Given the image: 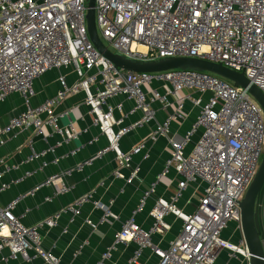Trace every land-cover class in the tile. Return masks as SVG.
Returning a JSON list of instances; mask_svg holds the SVG:
<instances>
[{"label":"built area","instance_id":"1","mask_svg":"<svg viewBox=\"0 0 264 264\" xmlns=\"http://www.w3.org/2000/svg\"><path fill=\"white\" fill-rule=\"evenodd\" d=\"M94 7L98 35L112 52L140 60L191 56L220 62L242 71L264 94V0H95ZM86 8L87 0H0V102L18 92L25 104L22 111L0 125V142L6 134L21 130L31 131L27 144L32 149L34 137L46 139L60 134L63 141H69L79 136L81 132L71 119L64 125L60 122L70 108L60 112L55 108L67 95L83 91L92 122L107 140L97 156L114 151L119 167L130 171L124 178L115 170V177L131 182L139 169L132 163V156L143 151L146 157L148 140L154 141L158 135L166 137L170 149L162 173L173 168L178 177L177 189L169 199H155L150 210V229L141 228L130 217L115 233L114 245L121 241L138 245L124 264H135L140 249L146 246L158 256L156 264H215L221 249L248 260L239 202L264 152L262 107L245 88L207 71L176 68L133 72L116 68L89 39ZM61 67H71L76 80L68 85L65 77L59 75L56 94L33 105L34 80L49 69ZM118 95L133 102L130 112L139 110V120L123 124L126 114L122 102H109ZM186 101L196 110L195 118L183 133L172 132L168 127L172 120L186 119ZM153 102L170 107L166 118L145 140L121 151L119 139L123 135L154 119ZM115 110L120 116H114ZM42 153L33 150L28 159L40 160ZM0 165L1 178L9 164L0 159ZM41 165L46 162L41 161ZM196 179L204 182L203 192L191 212L183 211L176 201L187 184ZM43 184H52L58 193L67 187L57 175L49 176ZM154 185L143 191L134 212L151 196ZM6 186L0 182V192ZM19 199L0 204V258L40 259L42 264H58L59 257L42 247L40 230L55 226L59 213L25 225L13 213ZM87 201L88 195H83L65 206L64 211L75 216ZM92 204L103 209L100 221L110 214L108 206L98 201ZM168 214L181 218L182 226L166 247H159L151 235L169 228L164 221ZM231 223L232 233H240L236 241L231 234H224ZM261 235L264 239V227ZM4 248L8 253L2 256ZM110 250L103 251L96 264H103Z\"/></svg>","mask_w":264,"mask_h":264},{"label":"crops","instance_id":"2","mask_svg":"<svg viewBox=\"0 0 264 264\" xmlns=\"http://www.w3.org/2000/svg\"><path fill=\"white\" fill-rule=\"evenodd\" d=\"M59 75L65 77L68 85L77 78L71 67L47 70L34 80L35 95L31 98L33 105L56 94L60 88ZM191 95L197 93L192 92ZM84 96L83 91L71 93L55 108L56 112L70 108L67 117L63 116L60 122L64 125L71 119L75 128L81 132L79 136L69 141H63L60 134H52L46 139L34 137L33 149L27 144V139L32 137L30 130L14 131L3 137V142H0V159L9 164V169L0 178V182L7 183L6 188L0 192V204L20 197L13 213L25 225L59 213L55 226L40 230L42 247L52 250L59 257L58 264H96L101 253L109 248L110 256L104 259L103 264H124L138 249V245L134 241H121L114 245L115 233L120 230L122 222L130 217H133L141 228L150 229L153 223L150 210L155 199H169L177 189L178 177L173 168L162 173L170 157V149L164 135H158L154 141L148 140L146 157L143 151L132 156V163L138 165L139 169L131 182L115 177V170H119L124 178L129 176L130 171L128 168L119 167L114 151L109 150L97 156V152L107 144V140L93 124L89 107L83 102ZM119 101L122 102L126 114L123 124H131L140 119L139 110L130 112L133 106L131 100L123 95L109 99L113 105ZM174 104L172 103L171 107H174ZM191 105L190 101L184 103L186 119L182 122L172 120L168 125L170 131L183 133L190 127L196 113ZM151 106L154 109V119L123 135L119 139L121 151L126 152L133 145L145 140L150 131L157 127V123H162L170 111V107L163 108L158 102H153ZM24 107L22 95L18 92L10 93L0 102V125L6 124ZM114 116H120V112L115 110ZM47 130L50 131V128L47 127ZM33 150L43 151L40 160L28 159ZM41 161H45L46 165L42 166ZM159 174L162 176L157 179ZM51 175L62 177L67 186L64 192L58 193L52 184H43ZM152 183H155L153 193L146 198L140 210L134 212L143 191ZM203 186L204 182L200 179L190 181L176 201L178 208L191 212L198 195L203 192ZM31 190L32 193H29ZM83 195H88L89 201L81 205L79 214L73 216L64 211L65 206ZM93 201L109 207L110 214L101 221L103 209L94 206ZM258 213L260 226L263 228L264 185L259 198ZM164 221L168 223L169 228L163 233L155 232L151 235L152 242L159 247H166L182 226L181 218L173 214L166 215ZM237 233L234 239H239L240 233ZM7 253L8 249L4 248L1 254L4 256ZM136 260L135 264H156L158 256L151 247L146 246L140 249ZM0 264H42V261L0 258ZM215 264H248V260L241 254L230 255L227 250L221 249Z\"/></svg>","mask_w":264,"mask_h":264},{"label":"water","instance_id":"3","mask_svg":"<svg viewBox=\"0 0 264 264\" xmlns=\"http://www.w3.org/2000/svg\"><path fill=\"white\" fill-rule=\"evenodd\" d=\"M95 0H87L86 29L96 50L107 58L116 68L133 72H158L176 68L196 69L219 75L235 86H241L258 102L264 111V94L250 83L242 71L231 69L220 62H212L201 57L174 56L154 60L126 58L112 52L100 39L95 23ZM264 185V152L257 171L243 198L239 202L241 235L248 252V264H264V239L261 235L258 203Z\"/></svg>","mask_w":264,"mask_h":264},{"label":"rangeland","instance_id":"4","mask_svg":"<svg viewBox=\"0 0 264 264\" xmlns=\"http://www.w3.org/2000/svg\"><path fill=\"white\" fill-rule=\"evenodd\" d=\"M233 229H234V224L231 223V224L229 225L228 229H226V230L224 231V234H226L227 236H229V234H231V239H232L233 241H236L237 239H234V238H235V236H236L238 233H237V230H235V231L232 233Z\"/></svg>","mask_w":264,"mask_h":264}]
</instances>
